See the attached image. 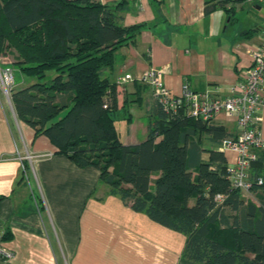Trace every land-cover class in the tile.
<instances>
[{
  "label": "trees",
  "instance_id": "16d2710c",
  "mask_svg": "<svg viewBox=\"0 0 264 264\" xmlns=\"http://www.w3.org/2000/svg\"><path fill=\"white\" fill-rule=\"evenodd\" d=\"M117 6L99 0H0V56L12 53V68L36 79L11 91L17 118L76 166L97 168L110 195L182 233L183 258L264 264V186L250 189L258 190V204L232 187L219 149L230 137L223 126L183 108L172 115L154 101L157 117L146 138L121 142L114 123L116 83L104 73L143 24L123 26ZM205 135L215 148H203ZM203 151L207 160L201 159ZM261 163L259 158L252 164V175Z\"/></svg>",
  "mask_w": 264,
  "mask_h": 264
},
{
  "label": "crops",
  "instance_id": "0c3cea01",
  "mask_svg": "<svg viewBox=\"0 0 264 264\" xmlns=\"http://www.w3.org/2000/svg\"><path fill=\"white\" fill-rule=\"evenodd\" d=\"M99 1L118 5L123 26L143 24L104 73L116 83L124 144L144 140L157 117L151 89L137 80L145 69L162 70L174 94L186 82L224 99L264 39V0ZM126 75L132 80L118 84ZM22 87L21 80L13 89ZM257 117L264 136V106ZM209 124L223 126L230 137L239 132L224 111ZM202 140L203 148L216 147L208 136ZM224 153L231 162L233 153ZM208 157L201 153L202 160ZM99 176L97 168L76 166L45 135H35L0 93V247L10 254L0 257V264H199L181 256L182 233L110 195Z\"/></svg>",
  "mask_w": 264,
  "mask_h": 264
},
{
  "label": "built area",
  "instance_id": "2783aa9c",
  "mask_svg": "<svg viewBox=\"0 0 264 264\" xmlns=\"http://www.w3.org/2000/svg\"><path fill=\"white\" fill-rule=\"evenodd\" d=\"M262 1V0H260ZM132 80L126 75L118 84ZM137 80L151 89L153 100L162 109L175 115L180 108L193 118L211 120L216 114L224 111L232 116L238 125L239 132L234 137L222 139L219 149L232 152L229 162L228 178L233 188L242 194L249 193L253 184L264 186V136L256 127L257 113L264 106V39L255 48L250 66L243 72L239 81L231 87V94L224 99L216 98L209 93L197 92L183 83L181 92L174 94L162 80V70L154 67L145 69ZM13 88V70L0 65V93L10 102ZM261 159V169L252 175V164ZM217 199H221L220 196ZM10 254L0 247V257Z\"/></svg>",
  "mask_w": 264,
  "mask_h": 264
},
{
  "label": "rangeland",
  "instance_id": "374dc122",
  "mask_svg": "<svg viewBox=\"0 0 264 264\" xmlns=\"http://www.w3.org/2000/svg\"><path fill=\"white\" fill-rule=\"evenodd\" d=\"M12 63H13V54L12 53H9V54H7L5 56H0V65L6 66V64H9L10 65L9 67L12 68V66H11ZM13 67H14V68H12L13 69V88L17 84H19V82H21V80H22V86H26V85L36 81V79L34 77H25V76H23L22 74H20L19 71H17L16 66H13ZM51 76H52V72L48 73V77H51ZM122 118H123V114L122 113H118V114L116 113L114 115V123H115V126L117 128V131L119 132L120 140H121V138L122 139L124 138V137H121V136H123V133H124V126H123L124 125V123H123L124 120ZM120 133H121V136H120ZM121 142H123V141L121 140ZM243 196H244V198L246 200H253L257 204L259 203L258 196H257L256 193H253V194L252 193L251 194L244 193Z\"/></svg>",
  "mask_w": 264,
  "mask_h": 264
}]
</instances>
